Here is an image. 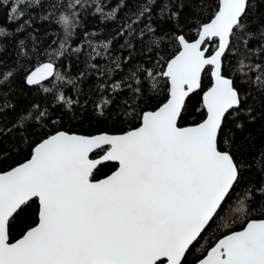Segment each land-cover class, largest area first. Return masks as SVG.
<instances>
[{
    "label": "snow or ice",
    "instance_id": "1",
    "mask_svg": "<svg viewBox=\"0 0 264 264\" xmlns=\"http://www.w3.org/2000/svg\"><path fill=\"white\" fill-rule=\"evenodd\" d=\"M90 2L96 5L97 14L110 19L129 6L128 0H118L111 12L104 13L100 0H58L55 6L70 13L59 17L66 33L78 19L77 9ZM254 2L219 0L210 22L199 26L198 39L189 42L183 34L174 37L178 51L164 63L163 57L156 61L163 69L159 73L142 69L132 52L142 48L149 53L161 51L157 38L161 34L149 21L159 12L178 24L185 8L182 0H141L112 40L99 46L88 43L92 51L86 63L101 79L98 91L111 92L116 98H103L97 105L99 114L122 100V118L130 123L139 120V126L119 135L44 133L38 142L28 145V158L0 172V264H264V219H247L246 203L264 208V203L255 201L256 195L264 201V185L238 191L241 163L232 151V135L226 131L229 120L245 111V97L234 79L224 74L225 59L236 38L246 32ZM190 3L192 8L202 7V0ZM42 6V0H0V10H7V20L19 31L34 24L26 10ZM192 15L197 18L195 12ZM49 19L42 17L43 21ZM14 35L0 27V42ZM117 38L121 39L114 46ZM259 39L264 41V32ZM213 40L215 49L209 53ZM243 44L247 47L249 40L244 39ZM58 48L48 62L25 73L28 87L50 94L53 90L45 82L53 79L75 86V80H66L58 72L54 57L66 56L69 49L79 56L84 50L71 48L67 37ZM117 48L127 50L123 59L113 57ZM254 51L264 61V43ZM98 57L107 61L103 67L100 61L91 63ZM206 68L213 82L202 98L205 117L197 125L181 127L178 121L186 98L201 88ZM116 69L119 79L105 83ZM245 69L259 73L254 83L264 96V62L246 65L240 61L238 71L247 75ZM138 74L151 80L152 90L159 84L156 76L168 84L166 102L155 111H136L146 87ZM13 75L8 72L3 80ZM52 103L55 113L64 106L71 109L76 101L60 92L53 93ZM31 107L38 112L37 119L56 123L47 108ZM31 119V115H23L14 129L7 130L19 135V144L28 143L25 133L30 134L31 129L25 121ZM236 127L242 129L243 124L236 123ZM4 134L0 129V136ZM101 148L104 155L92 158ZM104 162L118 166L104 179H94ZM253 162L264 174V155L258 153ZM33 205L37 206L38 222L12 242V225ZM238 221L243 226L233 230ZM214 229L223 234L212 243L207 238L215 235Z\"/></svg>",
    "mask_w": 264,
    "mask_h": 264
},
{
    "label": "trees",
    "instance_id": "2",
    "mask_svg": "<svg viewBox=\"0 0 264 264\" xmlns=\"http://www.w3.org/2000/svg\"><path fill=\"white\" fill-rule=\"evenodd\" d=\"M67 2V0H65ZM141 0H128L127 10H121L115 19L105 18L104 15L95 12V4L91 2L82 9H77L78 19L74 21L73 26L66 33L64 26L59 22V17L69 14L63 6L57 8L55 5L58 0H42V7H33L27 9L30 13L34 24L31 29L24 31L17 30V26L7 20V10H0V27L14 32L13 38L0 42V105H8L0 108V129L5 130V134L0 136V172L10 170L11 167L23 162L28 158V145L38 142L40 136L44 133H54L55 131H66L68 133H77L82 135L94 136L98 134H123L132 127L139 126V120L131 123L122 118L124 108L122 100L114 102L113 105L104 109V115L99 114L97 105L103 98L111 97L114 101L115 96L111 92L101 93L98 91L101 79L97 76L96 71L88 67V53L92 50L88 43L93 45H103L112 40L117 30L126 22L127 16L135 11V7ZM185 8L181 10L179 23L167 19L154 12L149 26L156 29L161 35L157 37L161 40V51L159 53H149L146 48L132 52V58L140 63L144 70H153L159 73L160 68L156 61L163 57L161 63L170 59L178 48L173 43V39L178 34H183L189 42L198 38L197 33L199 26L203 23L210 22L214 12L218 8L219 0H202V7L192 8L190 0H182ZM103 5L104 13L111 12L117 5L118 0H100ZM192 12L196 13L197 18L193 19ZM49 16L48 21H43V16ZM264 32V0H255L253 8L249 14L246 32L238 36L232 47V51L227 54L225 59L226 76H231L237 84V87L244 100L245 111L239 117H232L227 126L228 131L233 138V154L238 162L241 163V181L240 191L246 186H252L253 189L264 185V174L259 171V165L254 164V158L260 153L264 155V96L259 95L256 91L257 85L254 83L255 76L259 73L252 71L247 75L238 71L240 61L246 65H255L262 63L255 54V48L261 43L260 33ZM71 33V35H69ZM251 34V36L249 35ZM31 37V39L29 38ZM68 38L71 48L80 47L84 51L77 56L69 49L66 56L54 57V62L60 74L64 75L66 80H75V86L65 82L52 80L51 83H45L53 93L58 95L64 92L67 98L76 101L71 109L67 106L58 109L52 113V108L56 107L52 103L53 93L44 94L35 87H28L24 81V75L29 70H33L41 63L48 62L49 57L59 50L61 42ZM113 41L114 46H118L119 40ZM248 39L249 44L246 47L243 40ZM216 41L209 43L211 53L215 49ZM166 48V51H165ZM126 49H119L113 53V57L123 59ZM103 55V53H102ZM101 62V66L107 61L98 57L91 63ZM135 67V65H133ZM12 72L14 75L7 81L3 80L4 74ZM87 73L81 76V73ZM120 70L116 69L112 76L106 77L104 82L110 83L112 79H119ZM145 82L144 93L137 102L136 111H155L163 102H166L168 84L159 76L158 87L151 89V80L142 74H138ZM212 80L208 69L203 74L202 85L199 92L191 95L182 112L179 120V126L197 125L205 117V111L202 106V94L211 86ZM40 105V110L48 109L49 114L56 120V123H45L43 119H37L38 112L31 106ZM250 109L249 113L247 110ZM23 115H31L32 119L25 121L26 127L31 129L28 135L27 144H19V135L13 132L8 134L7 130L14 129L18 125L19 118ZM236 123L243 124V128L236 127ZM103 150L92 155L97 158L103 154ZM117 165L114 163H105L98 167L94 174V179L101 180L115 171ZM255 201H260L256 195ZM249 206V216L247 219H264V208L255 202H246ZM36 205H33L27 211L21 213L12 225L10 239L15 242L21 238L25 232L35 226L38 222ZM235 207V203L233 204ZM243 225L238 221L233 230H240ZM215 235H209L207 238L214 243L215 239L220 238L223 230H215ZM203 243V242H202ZM210 246V245H209ZM205 249H201V252ZM197 255H200L198 252Z\"/></svg>",
    "mask_w": 264,
    "mask_h": 264
},
{
    "label": "water",
    "instance_id": "3",
    "mask_svg": "<svg viewBox=\"0 0 264 264\" xmlns=\"http://www.w3.org/2000/svg\"><path fill=\"white\" fill-rule=\"evenodd\" d=\"M198 39V38H197ZM195 41V40H194ZM194 41H191V42H194ZM214 41V40H213ZM212 41V42H213ZM209 50H210V46H209ZM208 53H206V55H207ZM207 70V68L205 69V71ZM205 73V72H204ZM203 73V74H204ZM203 74H202V77H201V85H202V78H203ZM210 76H211V74H210ZM211 80H212V77H211ZM213 82V81H212ZM45 83H47V82H45ZM211 86H212V84H211ZM210 86V87H211ZM209 87V88H210ZM208 88V89H209ZM201 89V88H200ZM200 89H198L196 92H199L200 91ZM208 89L204 92V93H206L207 91H208ZM196 92H194V93H196ZM194 93H191L190 95H189V97L191 96V95H193ZM204 93L202 94V98H203V95H204ZM188 97V98H189ZM188 98H186V101H185V104H186V102H187V100H188ZM202 106H203V100H202ZM178 125H179V121H178ZM192 126H194V125H192ZM185 127H189V126H185ZM71 134H77V133H71ZM103 134H107V133H103ZM77 135H82V134H77ZM98 135H100V134H98ZM109 135H113V134H109ZM116 135H119V134H116ZM84 136H88V135H84ZM95 136V135H94ZM104 147H107V146H104ZM101 150H103L102 148L101 149H96L92 154H91V157H92V155H94L95 153H97V152H99V151H101ZM104 155V153L101 155V156H99V157H97V158H101L102 156ZM105 163H114V164H116L115 162H104V163H102V164H105ZM101 164V165H102ZM100 166V165H99ZM98 166V167H99ZM118 166V165H117ZM104 179V178H103Z\"/></svg>",
    "mask_w": 264,
    "mask_h": 264
}]
</instances>
